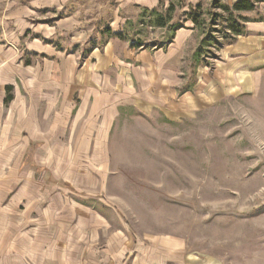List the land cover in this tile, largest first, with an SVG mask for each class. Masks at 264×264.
<instances>
[{
  "label": "rangeland",
  "instance_id": "1",
  "mask_svg": "<svg viewBox=\"0 0 264 264\" xmlns=\"http://www.w3.org/2000/svg\"><path fill=\"white\" fill-rule=\"evenodd\" d=\"M198 1L210 10L212 0ZM168 2L0 0V17L10 20L0 26L1 37L22 16L29 28L13 43L25 71L21 81L45 86L33 100L26 93L25 116L23 98L6 105L0 96V264H57V231L62 264L117 263V248L161 236L182 240L206 262L264 264V79L254 93L188 105L181 96L197 93L201 71L212 75L219 60V51L208 48L205 62L195 64L202 38L196 29L175 75L164 63L170 44L154 47L164 31L141 29L148 47L139 49L103 34L135 22L140 8L162 10ZM185 7L175 22L184 20ZM227 35L219 40L223 47ZM33 39L44 48L40 55L27 52ZM57 51L75 57L83 82L95 78L105 91L118 85L140 103L120 106L103 130L97 117L86 131L78 124L57 130ZM129 51L135 60L125 58ZM105 56L108 71L100 69ZM165 77L181 82L171 89Z\"/></svg>",
  "mask_w": 264,
  "mask_h": 264
},
{
  "label": "crops",
  "instance_id": "2",
  "mask_svg": "<svg viewBox=\"0 0 264 264\" xmlns=\"http://www.w3.org/2000/svg\"><path fill=\"white\" fill-rule=\"evenodd\" d=\"M185 1L186 7H184L186 9L197 4L201 5L198 0ZM218 1L231 6L238 0ZM156 6H146L145 8L155 9ZM254 12L258 14L257 18H250V14ZM242 15L249 18L244 23V34L236 36L232 42L219 50V60L215 63L212 75L202 70L203 84L197 86V93H187L181 96L184 98L183 102L189 105L192 101L196 104H201L203 101L206 102L208 100V103H210L211 101L221 99L223 96L251 94L261 88V83L264 79V2L259 3L253 11L242 13ZM20 18L21 22L17 24L13 33L7 34L6 37L0 36V57H3V59H0V96L3 102L7 95L11 97L6 105H14L17 99H20L18 96L23 98L24 101H19L21 104L18 106H22H20V114L21 116H25L27 110L25 109L24 111L23 106L31 104V102L27 103L26 93L31 92L33 100L34 95H37V93H44L45 86L40 85L44 84V82L39 80L31 84L26 83L28 82L27 79L21 81V75L25 74V71L21 69V62L17 61L18 54L15 52L16 48L13 43L20 42V39L24 40V33L29 28H27L22 20L23 16ZM7 20V18L1 19L0 17V26L9 25L10 20ZM184 27L176 31L172 43L166 50L167 55L164 63L167 62L168 68H166V72L171 75L177 74V69L174 65H176V62H178V59L183 54V49L192 34V29H194V25L190 21H186ZM5 38L11 43L12 47H5L2 44L6 42ZM25 47L29 54L35 56L37 54L40 55L44 51L43 46L37 39L27 42ZM74 58L71 54L65 56L57 51V130H68L71 132L74 128H77V124L78 128L82 131L89 130L90 123L88 122L92 119L95 120V117L100 120L99 129L103 130L108 128L111 121L117 118L120 109H122L120 106L127 104L135 106L140 103L138 100L134 102L132 98L129 99L128 93L119 89L118 85H114L111 91H105L104 87L106 86L104 82L103 84L100 82V88L95 78L89 81L86 78L83 82L82 77L84 76V72L82 68L78 70L76 59ZM125 58L135 60L130 51L125 54ZM102 60L100 69L108 71L109 68L106 66L107 61H105L108 60L107 57L105 56ZM27 73L29 74V72ZM168 78L170 79L168 85L171 89L181 82V80L173 81L171 77H165V81ZM26 84L27 88L24 86ZM125 88L128 90L127 87ZM1 90L5 92L4 97L1 94ZM22 91L25 92V96L22 95ZM148 94L150 93L148 92ZM155 94L165 102L163 97H160L158 93ZM33 106L35 105L33 104ZM60 214L57 218L62 216ZM58 222L57 225H61ZM68 230H65V232H68ZM59 235L61 234L57 231V253H55L57 255L55 259L57 258V264H62L61 250L63 242H61L62 238ZM111 244L110 247L115 246L114 243ZM117 249L118 262L113 263V261L103 259V264H215L191 255L187 252L182 240L168 236L156 237L144 245L131 241L127 243V248L124 250H121V248Z\"/></svg>",
  "mask_w": 264,
  "mask_h": 264
},
{
  "label": "trees",
  "instance_id": "3",
  "mask_svg": "<svg viewBox=\"0 0 264 264\" xmlns=\"http://www.w3.org/2000/svg\"><path fill=\"white\" fill-rule=\"evenodd\" d=\"M261 2H264V0H238L231 6H227L218 0H212L209 11H204L201 5L197 4L182 13L184 16L183 21L175 22V14L184 8V2L183 0H169L168 6L162 10L140 8L135 22L127 20L120 32L116 33L110 28H106L103 34L108 40L117 38L121 41H129L131 48L139 49L148 47L144 45L143 37H138L141 29L162 30L166 34L164 42L157 45L154 41L152 45L155 44V49L165 50L172 43L176 31L184 28L186 21H190L194 25V29L202 36L192 55L195 64L199 65L205 62L208 48L217 51L223 48V44L221 45L219 40L226 39L227 34H229L230 42L236 36L244 34V23L247 22V18L242 13L253 11ZM216 11L220 13H216ZM7 90L9 89L7 88ZM10 99L11 97L7 95L4 103H8Z\"/></svg>",
  "mask_w": 264,
  "mask_h": 264
}]
</instances>
